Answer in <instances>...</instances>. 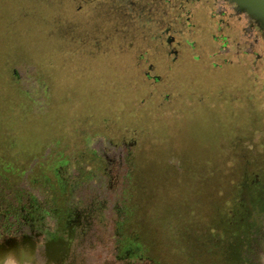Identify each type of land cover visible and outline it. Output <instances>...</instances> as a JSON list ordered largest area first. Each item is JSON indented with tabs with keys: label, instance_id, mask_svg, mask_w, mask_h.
<instances>
[{
	"label": "rangeland",
	"instance_id": "obj_1",
	"mask_svg": "<svg viewBox=\"0 0 264 264\" xmlns=\"http://www.w3.org/2000/svg\"><path fill=\"white\" fill-rule=\"evenodd\" d=\"M107 2L0 0V207L58 201L66 176L73 200L102 207L89 260L138 237L144 264H206L210 226L264 170V55L191 2L189 23L167 8L173 60L155 28L103 17ZM102 152L114 167H95Z\"/></svg>",
	"mask_w": 264,
	"mask_h": 264
},
{
	"label": "flooded vegetation",
	"instance_id": "obj_2",
	"mask_svg": "<svg viewBox=\"0 0 264 264\" xmlns=\"http://www.w3.org/2000/svg\"><path fill=\"white\" fill-rule=\"evenodd\" d=\"M191 2L210 3L214 8L212 15L219 18L222 32L225 28L239 26L238 29L247 44L245 53L255 54L257 58L264 55V38L259 29L245 15L237 13L227 0H179L177 3L172 0H109L104 4L106 7L102 8V13L103 17L114 18V25L121 26L120 30L126 33L142 27L155 28L157 31L154 37L166 45L168 52L173 54V60H176L181 40L176 34H171L174 20L169 18L167 8L175 5L176 10L181 11L179 16H182L183 12L189 14L186 17V22L189 23L191 15L186 7ZM159 9L162 12L155 15ZM183 28L182 25L176 31L183 32ZM226 38L227 35L222 38L224 42L221 47L224 50ZM147 76L158 79V76L152 75L149 70ZM93 154L96 155V152ZM94 160L95 167L103 170L115 166V163L108 162V157L106 154L104 156L103 152L102 155L94 157ZM56 170L55 174L59 176L61 169L57 167ZM57 180V188L54 191L58 192V201L56 198L52 201L36 200L26 195L25 203L23 202L17 211H14L12 206L0 207V254L16 248L19 253H37L38 261L49 264L89 260L88 248L92 246L95 235L94 220L101 218L102 207L97 205L95 200H73L72 191L66 190L67 177ZM263 217L264 170L255 172L243 181L236 205L229 206L225 216L219 217V223L210 226L216 231V236L210 238L214 240L212 243L206 241L207 252L204 255H209L205 257L206 264H248L249 256L264 237ZM25 236L31 237L34 242L26 240ZM62 238L64 240L61 243ZM133 238L128 242L126 249L116 257H119V260L137 259L143 264L140 246L136 240L138 237ZM52 245L61 247L59 259L51 248ZM76 249L79 250L78 254Z\"/></svg>",
	"mask_w": 264,
	"mask_h": 264
},
{
	"label": "crops",
	"instance_id": "obj_3",
	"mask_svg": "<svg viewBox=\"0 0 264 264\" xmlns=\"http://www.w3.org/2000/svg\"><path fill=\"white\" fill-rule=\"evenodd\" d=\"M264 236V233H263ZM264 238V237H263ZM60 241L61 243L63 242V238ZM53 249L54 253L57 254L58 259L61 256L60 246H51ZM75 252L78 254L79 250L76 249ZM116 256H119L116 254ZM102 259L100 262H97L96 260H88L86 261H74L71 263L68 262H62L60 264H141V262H136V261H130V260H119V257H115L114 259L108 258ZM0 264H49L46 262H40L38 261V256L37 253H19L16 248H11L9 250H6L5 253L0 254ZM52 264H56L52 262ZM144 264V263H143ZM248 264H264V241L260 242L257 247L253 250L251 255L249 256Z\"/></svg>",
	"mask_w": 264,
	"mask_h": 264
},
{
	"label": "water",
	"instance_id": "obj_4",
	"mask_svg": "<svg viewBox=\"0 0 264 264\" xmlns=\"http://www.w3.org/2000/svg\"><path fill=\"white\" fill-rule=\"evenodd\" d=\"M233 5L235 11L245 15L256 26L264 38V0H227ZM25 239L34 242L31 237Z\"/></svg>",
	"mask_w": 264,
	"mask_h": 264
}]
</instances>
